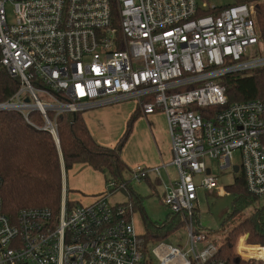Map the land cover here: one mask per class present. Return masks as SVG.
Segmentation results:
<instances>
[{
  "label": "built area",
  "instance_id": "2783aa9c",
  "mask_svg": "<svg viewBox=\"0 0 264 264\" xmlns=\"http://www.w3.org/2000/svg\"><path fill=\"white\" fill-rule=\"evenodd\" d=\"M0 68L18 79L0 110H17L25 120L38 111L55 142V119L66 112L122 100H133L143 115L162 112L177 175L166 172L162 200L181 217L190 247L182 252L159 241L152 252L160 264H221L213 259L218 245L194 229L197 189L216 186L206 158L220 169L237 167L247 191L264 197V104L256 98L227 105L220 83L225 74L264 68L251 3L0 0ZM129 173L135 182L152 174L160 181L158 167L136 165ZM63 176L56 212L25 207L10 216L0 198V264L142 262L131 205H110L106 193L88 204L67 203ZM240 242L241 258L264 264V244L247 249Z\"/></svg>",
  "mask_w": 264,
  "mask_h": 264
},
{
  "label": "trees",
  "instance_id": "16d2710c",
  "mask_svg": "<svg viewBox=\"0 0 264 264\" xmlns=\"http://www.w3.org/2000/svg\"><path fill=\"white\" fill-rule=\"evenodd\" d=\"M237 2H248L253 5L258 39L264 49V0ZM220 83L225 87L227 105L256 98L264 104V68L247 73L225 74L220 78ZM17 88L18 79L0 68V103L9 100ZM200 113L206 117L207 109L201 108ZM136 117L137 112H134L128 118L119 141L122 145L131 132ZM55 122L58 146L53 136L42 128L43 119L38 111H30L25 120L22 113L17 110H0L2 212L13 216L19 209L25 207H48L55 212L58 211L62 192V170L67 173L75 164L81 163L107 174L106 190L109 191L113 186L127 194L126 203L118 205L130 204L133 213L139 212L144 230L137 234V248L144 255L151 246L163 241L184 224L181 217L172 212L160 221L147 217L142 205V196L136 193L124 178V172L130 170L121 158L120 149L97 143L89 133L81 113L60 114ZM145 180L150 187L158 184L157 180L151 182L150 179ZM224 189L233 197L230 211L226 216L228 219L240 214L255 200L246 189L242 172H238L233 182ZM67 192L66 188V194ZM67 201L70 202L68 198ZM245 234L247 243L264 244V200L253 213L241 219L226 233L213 256L215 262L252 264L251 259H243L235 251L238 237Z\"/></svg>",
  "mask_w": 264,
  "mask_h": 264
},
{
  "label": "rangeland",
  "instance_id": "374dc122",
  "mask_svg": "<svg viewBox=\"0 0 264 264\" xmlns=\"http://www.w3.org/2000/svg\"><path fill=\"white\" fill-rule=\"evenodd\" d=\"M209 2L219 4L223 2L228 3L231 2V0H209ZM6 8L9 14L11 12L10 11L11 8L9 5H7ZM260 49H261L260 46H257V48L250 47L248 49L249 57L258 55ZM103 127H106L107 129L103 131L102 129ZM103 127L101 126L99 129L102 130V134H103L102 139H106V137L110 135V129L108 128V125H103ZM122 134L123 132H121V135L117 138L115 142L112 143L111 146L107 145V147L116 146L117 150L119 147L121 150L123 145L119 143V141ZM233 161L234 163L237 164L239 163V154L237 150L233 152ZM206 164L207 166L211 167L212 173L216 177V186L211 190H204L201 188L197 189L196 200L194 202V207H195L194 212L196 215L197 223L194 224V229H199L200 232L206 234L210 242L216 245H220L223 242L226 233L230 229H232L241 219L253 213L255 208L258 207L263 202L264 197L255 198L252 204H249L240 214H238L234 218L232 219L226 218V216L230 211L233 197L232 195H230L225 191L224 187L233 182L234 177L235 175L238 174V172H234L230 168L220 169L218 166V162L215 159L206 158ZM167 170L171 178L175 179L177 176L176 168L173 165H170L168 166ZM102 174L104 177V184H105L107 174L105 172ZM159 177H160V181L158 182V184H156L154 187H150L148 181L142 180L140 182H135L131 179L129 172H124V178L128 180V183L130 184L131 188L140 196H142V205L145 214L149 219L156 221L163 220L164 217L170 212V208L166 206L162 200V195L164 190L163 186L168 181L165 170H161V174ZM149 178L151 182L153 176L152 177L149 176ZM75 180H77L75 182L76 184L74 183L76 185L75 188L80 189L86 193L90 192L81 189L82 187L85 186V184L91 181L90 178L86 177L85 175H78ZM106 189L107 188L104 185V188L101 193L107 194V202L110 205L126 203L128 199L127 194L123 192L121 189L114 188L113 186L110 187L109 191ZM67 197L68 199H70L74 197V194L68 191ZM132 223L135 232L137 234H141L144 229L138 211H135L134 213L132 212ZM242 237L244 241H246L247 234L240 235L238 237L237 243L235 245L236 254H237L238 246L244 249V244H243L244 242L241 241L243 243L240 242L239 244V240ZM163 241L165 243H168L172 246L179 248L182 252H186L190 247L187 231L184 224L179 228H177L176 230H174L173 232H171V234L168 237H166ZM246 245H247L246 248L248 249L249 248L248 246L253 244L246 242ZM152 248L153 246L150 247L148 253L144 255L142 262H140L139 264H160L158 259L153 254Z\"/></svg>",
  "mask_w": 264,
  "mask_h": 264
},
{
  "label": "crops",
  "instance_id": "0c3cea01",
  "mask_svg": "<svg viewBox=\"0 0 264 264\" xmlns=\"http://www.w3.org/2000/svg\"><path fill=\"white\" fill-rule=\"evenodd\" d=\"M134 112H137V117L133 121L131 132L120 150L123 162L129 170L136 165H144L151 168L158 167L159 176L161 170L168 173V166L172 165V154L168 125L162 112L155 111L143 115L133 100H122L88 109L82 112V117L93 139L101 145L111 146L121 135L128 118ZM103 125H108L110 129V135L106 139H102V130L99 129ZM102 129L105 131L107 128L103 127ZM78 175H85L90 178L91 181L81 188L90 191L89 193L75 188L77 181L75 179ZM63 179L65 190L67 188L74 194V197L69 200L80 204L92 202L94 197L101 194L105 185L102 172L81 163L75 164L67 173H64Z\"/></svg>",
  "mask_w": 264,
  "mask_h": 264
},
{
  "label": "water",
  "instance_id": "95a60500",
  "mask_svg": "<svg viewBox=\"0 0 264 264\" xmlns=\"http://www.w3.org/2000/svg\"><path fill=\"white\" fill-rule=\"evenodd\" d=\"M57 146H58V141L56 142ZM120 149V147L118 148V150ZM233 171L237 172V167H233ZM207 173H209V169L206 170Z\"/></svg>",
  "mask_w": 264,
  "mask_h": 264
}]
</instances>
